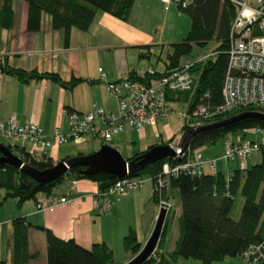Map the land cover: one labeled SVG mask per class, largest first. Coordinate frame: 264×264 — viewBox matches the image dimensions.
Wrapping results in <instances>:
<instances>
[{
  "label": "trees",
  "instance_id": "1",
  "mask_svg": "<svg viewBox=\"0 0 264 264\" xmlns=\"http://www.w3.org/2000/svg\"><path fill=\"white\" fill-rule=\"evenodd\" d=\"M23 1L27 6L26 31L32 33L40 31L42 14L47 13L51 29L62 30L65 42L71 28L86 31L98 11L127 21L135 3V0ZM177 8L188 16L190 25L185 37L179 42L159 45L160 51L164 48V56L157 55L163 70H148L142 75H135L134 71H131L126 79L149 81L174 69L188 66L194 77L192 86L186 91L167 95L166 99L170 101L190 98L186 115L201 119L202 116L195 114V111L198 107H204L208 113L206 116L208 120L198 125L194 124L190 128L183 125L182 129L185 132L195 126L219 122L242 112L264 113L258 105H247L227 111L216 110L222 103L221 86L227 66L229 30L236 12L235 5L230 0H190L185 7ZM12 18V0H0V27L11 28ZM211 41L216 42V47L209 54H204L203 58L189 64L181 63L182 56L190 54L194 45L203 47ZM138 56L150 58V52L141 47ZM0 72L22 84L47 79L66 89H72L84 81L92 82L85 78H74L65 82L54 72L14 67L7 62L6 57H0ZM255 129H264V122L246 118L222 129L200 131L190 140L181 160L177 157H167L147 165L133 176L138 178L146 176L151 180L153 190L151 199L155 203L158 197H161L170 201L171 208L179 207V215L176 218L178 235L173 249H163V242L174 220L173 214L168 212L156 249L143 264H176L179 258H192L202 264H211L224 258L240 257L247 249L264 241V155H260L257 163L246 164L243 169L236 167L228 176L219 169L216 173L202 172L199 175L181 172L170 175L165 186L158 191L155 189L163 163L175 166L185 161L188 156L199 152L198 148L215 144L227 133L239 132V138L243 139L249 138L248 132ZM153 145L147 146L145 150L128 159L134 158ZM6 146L14 155L35 169L43 170L55 164L45 153L38 157L25 146L10 144ZM83 171L82 167L72 168L54 182L38 184L20 170L7 164H0L2 200L15 199L16 204L20 206L26 200H35L38 193L50 195L63 183L88 179L97 184L99 190H103L118 179L107 173L87 176ZM237 196L242 197L243 203L239 217L234 219L231 211ZM31 227L44 234L46 264H123L141 247L135 231L129 228L121 239L124 257L121 261H114L113 251L105 242H95L89 247H83L73 238H60L48 228L33 226L24 217L17 216L10 220L9 258L1 260L0 264H28L38 257L37 253L30 252L28 247V229Z\"/></svg>",
  "mask_w": 264,
  "mask_h": 264
},
{
  "label": "crops",
  "instance_id": "2",
  "mask_svg": "<svg viewBox=\"0 0 264 264\" xmlns=\"http://www.w3.org/2000/svg\"><path fill=\"white\" fill-rule=\"evenodd\" d=\"M12 7L11 28L0 27V57H6L7 62L14 67L36 68L57 73L65 82L74 78L92 81H84L74 86L85 90L87 94L85 102L79 104L72 98L58 99L54 106L57 110L56 115L46 118L44 112L41 113L39 109L40 92L45 91L44 95L48 92V96L44 97L51 105L49 90L52 92L55 87L57 89L63 87L47 79L22 84L0 72V119L15 114L19 122L31 121L42 128L48 126L49 130L45 131L46 134H51L54 128L65 133L67 112L70 110L86 112L91 109L92 103L107 110L114 109V99L106 90V82L127 78L131 71H134L135 75H142L148 70L162 71L163 66L157 70L147 65L145 70L140 72L138 66L141 61H134V53L137 51L138 55L140 48L144 47L152 55L155 49L160 50L159 45L175 42L176 25L180 17L177 6L171 5L165 10L162 0H135L127 21H121L108 13L98 11L86 31L71 28L65 42V34L62 30L51 29L50 17L42 14L40 31L28 32L25 29L26 6L17 0H12ZM163 50L164 48L159 51L160 55ZM98 68L104 72V78L100 77ZM73 88L68 90L73 91ZM22 93H25V98L22 97ZM32 152L38 157L43 154V151L38 152L34 148ZM45 154L55 162L52 154L47 152ZM146 181L149 184L142 186ZM58 188L50 195H65L69 201L65 204H57L51 210L36 209L37 202L48 203L46 198L49 195L44 193H38L36 199L31 200L33 205L25 204L22 208L14 205L12 208L9 207L8 212L0 207V261L9 258L10 220L17 216L24 217L33 226L48 228L60 238H73L83 247H89L95 242H105L112 249L110 240L117 237L121 241L129 228L135 231L138 241L142 244L152 230L157 205L151 199L153 190L150 179L144 180L137 192H131L113 204L107 213L103 212L100 200L98 203L94 202L99 191L97 184L67 182L61 190ZM79 190L86 191L79 192ZM2 197L3 192H0V205L3 201ZM176 210L172 223V226L175 224L176 233L169 242H167L169 236L166 237L165 250L173 249L178 235L176 229L178 206ZM5 225L8 228L6 234H4ZM28 247L30 252H36L38 257L45 258V237L42 231L33 227L28 229ZM237 258L240 259V257L233 259ZM226 259L229 258L221 261ZM33 262L34 260L28 264ZM178 263L182 264L180 261Z\"/></svg>",
  "mask_w": 264,
  "mask_h": 264
},
{
  "label": "built area",
  "instance_id": "3",
  "mask_svg": "<svg viewBox=\"0 0 264 264\" xmlns=\"http://www.w3.org/2000/svg\"><path fill=\"white\" fill-rule=\"evenodd\" d=\"M190 0H162L165 8L171 5L185 7ZM236 7L230 24L227 66L221 86L222 103L216 110L227 111L247 105L264 104V0H230ZM204 57V56H203ZM202 57V58H203ZM100 77L105 74L98 68ZM194 77L188 66L180 67L149 81L119 79L106 82V90L114 99V109L91 104L86 112L70 110L67 112V131L54 128L51 134L31 121L19 122L15 114L0 119V136L14 137L34 145V149H44L67 138L91 134L103 140H109L122 133L126 128L141 133L147 127L155 126L168 113L167 95L186 91L192 86ZM195 114L206 118L204 107H198ZM198 125V124H197ZM253 132L259 133V129ZM264 155V140L238 138L236 141L225 140L219 157H205L202 152H195L185 161L170 166L163 163L157 178L155 189L166 185L170 175L186 173L199 175L202 172L216 173L217 162L238 160V167L243 169L246 158L251 153ZM142 178L126 177L117 179L95 196V203L101 201L103 212L110 211L113 204L138 188ZM47 204L36 203L37 210H51L57 204H65L69 198L65 195H49ZM158 209L168 212L171 203L158 197ZM249 264H264V241L247 249L241 256Z\"/></svg>",
  "mask_w": 264,
  "mask_h": 264
},
{
  "label": "rangeland",
  "instance_id": "4",
  "mask_svg": "<svg viewBox=\"0 0 264 264\" xmlns=\"http://www.w3.org/2000/svg\"><path fill=\"white\" fill-rule=\"evenodd\" d=\"M17 1L20 2V4H23L26 6L25 1L23 0H17ZM252 1L254 0H248V2H252ZM163 8L165 10L168 9L165 7ZM43 14H45V16L49 18V15L47 13H43ZM178 14L180 17L176 25L177 37L175 39V42H179L182 38L185 37L188 31L189 25H190L189 18L184 12L178 11ZM215 47H216V42L214 41L208 42L203 47L194 45L192 47L190 54L182 56L181 63L189 64L191 62L197 61L201 59L204 54H209L210 51L214 49ZM159 51L160 50L155 49L152 55H150V58H140L137 55V51L134 53V56H135L134 61L135 62H137V60L141 61L140 66H138V69L140 72H143L147 65H151L155 67L157 70L161 69L162 63L160 62V60L156 58V56L160 54ZM161 55L164 56V51L161 52ZM39 88L41 89V87ZM63 89L64 88L57 89L55 87V89H52V92H50L49 90V98H50V101H52L51 105H49L50 103L48 104L47 101H45L46 100L45 97L48 96V92L45 95H44L45 91L43 93H42L43 90L40 92L39 95L41 98L39 100V109L41 113L42 111L44 112V114L46 115V118H49L50 115L51 117L56 115L57 110L55 109L54 106H55V102L58 99L68 100L69 98H72L74 101L78 102L79 104L80 102H85L87 99V94L85 93V90L80 89L79 86L74 87L73 91H71L72 89L70 91L68 89H65V90ZM21 95L22 97L25 98V93H22ZM189 101H190V98L187 100L179 99V100L168 101V113L166 117L160 120L155 126L147 127L140 134H137L134 131L126 128L122 133L106 141L100 137H94L91 134H83V135H78L72 138H67L65 141H63L60 144L54 143L50 145L49 147H46L44 151L52 154L55 160V163H57L64 157L74 156L79 153H82L85 155V154H90L92 152H95L103 144H107L117 149L124 158H130L134 156L136 153H139L145 150L147 146L153 145V144L164 143V144H169L174 147L173 144H174L175 139L177 137H181L185 133V131L182 129L183 125H186L188 128H190L194 126V124H201V123H204L206 120H208L207 118L204 119L202 117L201 119L199 118L195 119L191 115L189 116L186 115ZM32 102H34L33 98H32ZM28 106L30 107V105ZM261 108L264 111V104L261 105ZM43 129L44 131L47 132L49 130V127L47 126V127H44ZM247 135L249 138L260 142L264 140V129H261L259 133L249 131ZM239 137H240L239 132L227 133L223 135L222 137H220L216 141L215 144L211 146H202L198 148V150L201 151L206 156L209 155L212 158L219 157L222 153L224 141L225 140L236 141ZM0 143L3 145H8V144L18 145V146L22 145V146H25L30 151H32V149L34 148V145H32L31 143L22 141L20 139H16L14 137L0 136ZM37 151L40 152L41 149H37ZM250 156L251 158H248V157L246 158V161L248 162V164L257 163L259 162L261 158L260 154L255 153V152L251 153ZM236 167H238V160L228 161L227 163L222 160H219L217 162V168L220 171H222L225 176H228ZM141 178L142 180L148 179V177L146 176L141 177ZM147 182L148 181H146L142 186L149 184ZM76 183L77 184L89 183L92 185L94 184V182L88 179H80L76 181ZM65 186H66V183H63L61 186H59L58 190H61L62 187H65ZM138 189L139 187L132 190L131 192H137ZM82 191L79 190V192H82ZM0 192L2 193L3 191L1 190ZM242 203H243L242 197L237 196L235 200L234 208L231 211V216L234 219H237L239 217ZM25 204L33 205L31 200H26L20 206H18L16 204V200L10 198V199L3 200L0 207L2 208V210H6V212H8L10 208L14 207V205L15 207L22 208L23 206H25ZM157 204H158V201L156 202V205ZM157 212H158V207H157ZM169 213H172L173 216L176 215L177 213L176 207L173 206L171 210L169 211ZM6 233H8V228L5 225L4 234ZM175 233H176V230H175V224H174L173 226L171 225V228L169 229V234L166 235V237L169 236L167 238V242L172 240L171 238H173ZM110 241H111L110 243L112 246L114 261H121L124 257V249L120 241V238L118 239L117 237H114ZM163 249H164V244H163ZM179 261L182 262V264H202L200 261L192 259V258H186V259L179 258ZM178 262H176V264H179ZM32 264H46V259L44 257H37ZM216 264H249V263L240 257V259L229 258V259H226V261H220V263H216Z\"/></svg>",
  "mask_w": 264,
  "mask_h": 264
},
{
  "label": "water",
  "instance_id": "5",
  "mask_svg": "<svg viewBox=\"0 0 264 264\" xmlns=\"http://www.w3.org/2000/svg\"><path fill=\"white\" fill-rule=\"evenodd\" d=\"M246 118H255L264 122V113L242 112L219 122L195 126L181 137H177L173 144L174 147L169 144H156L131 159L124 158L117 149L103 144L95 152L63 158L43 170L35 169L26 164L14 155L6 145L0 143V164H7L20 170L38 184L54 182L76 167L84 168L83 173L87 176L107 173L118 179L133 177L147 165L164 158L177 157L178 160H181L190 140L198 132L222 129ZM165 217L166 209L159 208L147 239L141 244L139 251L123 264H143L153 254L161 235Z\"/></svg>",
  "mask_w": 264,
  "mask_h": 264
}]
</instances>
